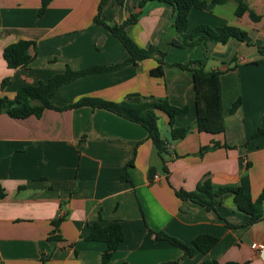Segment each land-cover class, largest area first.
Returning a JSON list of instances; mask_svg holds the SVG:
<instances>
[{
	"label": "crops",
	"instance_id": "crops-1",
	"mask_svg": "<svg viewBox=\"0 0 264 264\" xmlns=\"http://www.w3.org/2000/svg\"><path fill=\"white\" fill-rule=\"evenodd\" d=\"M100 1L53 0L40 15L41 0H0V98H13L22 87L46 83L68 68L125 62L130 55L120 40L94 23ZM140 1L119 6L110 0L102 18L120 25L140 12L126 32L139 47L166 53L162 76L153 75L160 66L155 58L128 62L63 85L50 100L53 108L40 117L19 120L0 111V189L5 194L0 199V264H101L105 243L86 240L95 223L122 228L123 242L110 264H264V250L251 248L264 245V203L263 220L250 225V216L237 213L232 194L223 197L217 211H207L175 193L194 192L209 178L216 189L242 188L254 200L261 194L264 56L235 39L211 45L207 59L202 46H172L177 38L173 8L153 1L139 9ZM204 1L206 9L191 10L188 32L198 25H231L254 42H264V0H243L248 11L240 17L237 0ZM20 40L34 43V59L27 68L9 69L3 51ZM192 61L222 72L223 134L199 132L195 125L193 73L176 65ZM135 94L189 107L175 117L174 127H191L177 141L171 140L168 116L158 114L167 143L164 161L140 124L101 108L66 109L86 96L121 103ZM238 100L241 105L231 114ZM151 168L156 169L153 179ZM56 220H61L58 226ZM158 232L188 245L200 235L214 236L218 243L207 254L184 257L181 249L158 239ZM50 236L57 238L54 244L47 241ZM41 256L48 260L43 263Z\"/></svg>",
	"mask_w": 264,
	"mask_h": 264
},
{
	"label": "trees",
	"instance_id": "trees-1",
	"mask_svg": "<svg viewBox=\"0 0 264 264\" xmlns=\"http://www.w3.org/2000/svg\"><path fill=\"white\" fill-rule=\"evenodd\" d=\"M53 0H41L40 15L43 14L46 7ZM110 0H101L98 5L97 14L94 23L101 24L106 27L115 37H117L128 51L130 57L123 63L113 66H97L80 71H73L68 68L65 73L52 77L48 82H40L37 86H24L18 90L13 98H0V111L8 114L13 119H26L30 116L40 117L46 108H53L50 103L55 92L68 83H71L85 75L106 72L121 66L124 63L133 62L138 64L146 59L155 58L159 63V67L154 70V76L163 75V65L166 56L165 52H161L154 47L147 49L139 47L127 34L128 26L137 22L140 12L130 15L122 24H108L102 18V12L105 5ZM119 6H123L126 0H114ZM158 1L170 5L173 8L175 20L174 28L177 38L171 42L172 46L179 48H192L202 46L205 58H209L211 45H226L231 39H235L249 46L257 47L259 53L264 56V42H254L247 32L244 30L225 25L221 28L214 29L208 25H198L191 32L189 30V15L192 9L204 10L207 2L204 0H141L138 8L142 9L149 2ZM215 3H225L226 0H213ZM238 6L236 10L237 17L242 16L248 11L247 5L243 0H237ZM254 19V15L251 14ZM257 18H255L256 20ZM33 42L20 40L14 44L7 46L3 51V57L9 69L27 68L33 61L30 55V48ZM183 70L191 71L195 83V104H196V122L195 125L199 132H205L212 135H219L225 132V119L222 109V93L220 78L222 72L219 70H206L200 61H192L187 64H176ZM193 65H195L193 67ZM10 79L7 78L1 83V89L4 90L9 84ZM241 101L238 100L232 106L230 113L234 114L240 107ZM83 106H91L93 108H101L108 110L121 116L127 120L138 123L143 126L148 137L157 149V152L163 159L167 155V143L163 140L159 129V113H165L169 118V126L171 140L177 141L186 137L191 127H174L175 117L185 114L189 111L188 106L176 107L171 105L166 99H155L142 97L138 94L128 96L121 103H113L104 101L94 97H82L66 109H74ZM218 147L219 144H213ZM206 148L201 151L204 152ZM177 197L181 200H189L196 203L207 211H217L223 205V197L226 194L234 196L236 211L239 214L250 216V225L263 220L262 207L264 203V188L261 194L254 200L251 194L246 193L242 188L226 187L214 188L209 178L202 180L196 191L187 193L185 191H175ZM5 196L0 189V199ZM61 220L54 221L58 226ZM229 227H234L228 223ZM156 237L160 240L167 241L169 244L181 249L184 257H192L197 252L207 254L218 243V238L211 235H200L196 237L191 245L185 244L177 238L171 237L165 233L158 232ZM123 231L118 223L103 226L101 223L91 225L90 234L86 237L87 241L103 242L106 245L102 253L101 264H110L113 255L119 250L123 242ZM55 236H50L48 242L54 244ZM48 257L41 256V260L45 263ZM204 264H239L235 262L220 263L217 261Z\"/></svg>",
	"mask_w": 264,
	"mask_h": 264
},
{
	"label": "built area",
	"instance_id": "built-area-1",
	"mask_svg": "<svg viewBox=\"0 0 264 264\" xmlns=\"http://www.w3.org/2000/svg\"><path fill=\"white\" fill-rule=\"evenodd\" d=\"M251 248L256 251H263L264 250V245L263 244H258V243H253L251 245Z\"/></svg>",
	"mask_w": 264,
	"mask_h": 264
},
{
	"label": "water",
	"instance_id": "water-1",
	"mask_svg": "<svg viewBox=\"0 0 264 264\" xmlns=\"http://www.w3.org/2000/svg\"><path fill=\"white\" fill-rule=\"evenodd\" d=\"M155 175H156V169L155 168H151L150 171H149V178L153 179Z\"/></svg>",
	"mask_w": 264,
	"mask_h": 264
}]
</instances>
